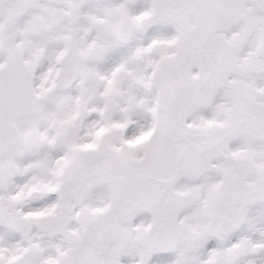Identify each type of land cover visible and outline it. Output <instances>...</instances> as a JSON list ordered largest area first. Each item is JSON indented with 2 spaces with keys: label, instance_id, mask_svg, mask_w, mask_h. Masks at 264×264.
Here are the masks:
<instances>
[{
  "label": "snow or ice",
  "instance_id": "6c2138e0",
  "mask_svg": "<svg viewBox=\"0 0 264 264\" xmlns=\"http://www.w3.org/2000/svg\"><path fill=\"white\" fill-rule=\"evenodd\" d=\"M0 264H264V0H0Z\"/></svg>",
  "mask_w": 264,
  "mask_h": 264
}]
</instances>
